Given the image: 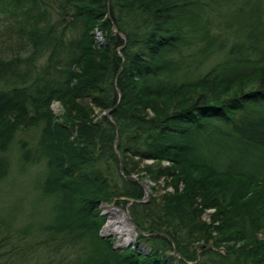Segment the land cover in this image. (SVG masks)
<instances>
[{
	"label": "trees",
	"instance_id": "trees-1",
	"mask_svg": "<svg viewBox=\"0 0 264 264\" xmlns=\"http://www.w3.org/2000/svg\"><path fill=\"white\" fill-rule=\"evenodd\" d=\"M262 1H244L245 34L229 41L208 28L211 0H0V180L17 141L23 166L42 165L45 201L43 221L17 229L24 245L5 240L12 258L37 247L80 264L85 246L91 264H264ZM200 33L221 56L179 75ZM132 199L137 236L114 246L100 206Z\"/></svg>",
	"mask_w": 264,
	"mask_h": 264
},
{
	"label": "rangeland",
	"instance_id": "rangeland-1",
	"mask_svg": "<svg viewBox=\"0 0 264 264\" xmlns=\"http://www.w3.org/2000/svg\"><path fill=\"white\" fill-rule=\"evenodd\" d=\"M244 1L246 0H221L218 3H215L214 0H211L212 9L218 10V20L221 22L220 26H217L219 22L213 16H206L207 21L211 22L208 25L210 30H219L220 28H225V31H229L224 37L225 39L231 41L235 35L243 36L245 34L244 31L241 32L240 28L242 22L239 21L238 13H240L241 7L244 6ZM205 2V1H204ZM206 3V2H205ZM263 1L261 0V5ZM207 11V10H206ZM210 17V18H209ZM205 19V18H204ZM223 20V21H222ZM246 18H244V21ZM205 26L207 24L205 23ZM199 33V32H197ZM236 33V34H234ZM204 34V33H203ZM202 33L200 35L197 34L194 37L193 42H190V48L188 49L190 57L185 60V63L182 64V67L178 74L191 77L198 76L205 72L207 69L213 66L215 62H217L218 58L221 56L220 49L218 45L213 46L212 51L202 50L204 47V37ZM238 36V37H239ZM101 37H99V40ZM212 52V55L210 54ZM6 86L5 82L0 80V88H4ZM80 102V101H79ZM85 102V100L80 103ZM77 103V102H76ZM72 106V105H71ZM52 110L54 115H56L59 120L65 121L67 123H72L75 120L76 110L74 108L73 111L67 109L64 104L53 102ZM21 135L16 137L19 139ZM28 141L30 138L27 136ZM18 143L17 141L13 143V145L9 148V151L5 153L3 156L8 163L11 162V166L8 170V175L0 180V222L2 221L5 226L9 228V231L4 235V232L0 234V252L3 254L0 259V264H52L47 254L45 255L41 248L34 247L30 253L25 255L24 259L19 256L11 257L9 251V247L5 244V240L9 237V242L15 245H24V242L20 240L18 237L17 229L30 224L31 222L40 224L43 221V212H45V201L41 200V192H40V184L42 180V165L40 162H34L31 165L23 166L18 157L20 156V152L17 149ZM147 180L142 181L145 184L146 188L149 189V192L145 194L144 197H147L151 194L153 184H146ZM158 186V191H162L163 183L162 181ZM157 188V186L154 185ZM107 207H114L119 211H124L127 213L126 208L121 205H116L114 203H110L104 206H100L101 212L106 216L103 224L100 227L99 234L102 237L112 238V242L114 246H128L133 244L135 237L132 241L127 244L120 245L121 243L118 241L116 235L111 232H104L103 229L106 225V221L108 220L109 213L107 212ZM34 212V214H32ZM34 217V218H33ZM206 218V216H205ZM129 219V216H128ZM40 220V221H39ZM133 225L134 232L135 227L133 221H130ZM5 227V228H6ZM6 237L5 239L2 236ZM37 232L35 234L30 235L26 240L29 245H35L34 241L37 238ZM24 240V239H23ZM25 240V241H26ZM21 243V244H18ZM34 243V244H33ZM78 258L80 260V264L85 262V264H91V261H95L96 258L89 255V252L83 247L78 252ZM9 255V256H8ZM90 256V260L87 262L86 258ZM96 264V263H95Z\"/></svg>",
	"mask_w": 264,
	"mask_h": 264
},
{
	"label": "bare ground",
	"instance_id": "bare-ground-1",
	"mask_svg": "<svg viewBox=\"0 0 264 264\" xmlns=\"http://www.w3.org/2000/svg\"><path fill=\"white\" fill-rule=\"evenodd\" d=\"M106 209L109 216L103 231L111 232L116 235L118 241L121 243L120 245L127 244L132 241L135 236V232L132 223L128 219L127 213L122 210L119 211L112 206H106Z\"/></svg>",
	"mask_w": 264,
	"mask_h": 264
},
{
	"label": "water",
	"instance_id": "water-1",
	"mask_svg": "<svg viewBox=\"0 0 264 264\" xmlns=\"http://www.w3.org/2000/svg\"><path fill=\"white\" fill-rule=\"evenodd\" d=\"M105 115L107 114V115H110V109H106L105 110V112H103ZM128 178H132V179H135V180H137V177H135L134 175H130V176H128ZM146 184H149L150 182L149 181H146L145 182ZM142 187L144 188V190H145V192L146 193H148L149 192V189H147L146 188V186H145V184H143L142 183ZM132 201H133V199L126 205V210H127V207L132 203ZM114 208V207H113ZM128 211V210H127ZM128 216H129V211H128ZM135 234H136V232H135ZM143 235L145 234V232L144 233H142ZM220 250H222V248L220 249Z\"/></svg>",
	"mask_w": 264,
	"mask_h": 264
}]
</instances>
